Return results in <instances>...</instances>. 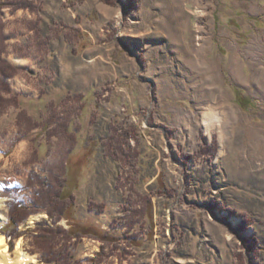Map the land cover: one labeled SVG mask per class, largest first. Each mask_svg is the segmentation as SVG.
<instances>
[{"label": "rangeland", "instance_id": "obj_1", "mask_svg": "<svg viewBox=\"0 0 264 264\" xmlns=\"http://www.w3.org/2000/svg\"><path fill=\"white\" fill-rule=\"evenodd\" d=\"M2 2L20 70L0 106V226L51 173L75 186L72 220L115 238L100 264H264V0ZM22 243L10 257L41 264Z\"/></svg>", "mask_w": 264, "mask_h": 264}, {"label": "trees", "instance_id": "obj_2", "mask_svg": "<svg viewBox=\"0 0 264 264\" xmlns=\"http://www.w3.org/2000/svg\"><path fill=\"white\" fill-rule=\"evenodd\" d=\"M18 4L23 7L30 6L27 2ZM4 6L5 4L0 0V10ZM2 33L0 30V106L6 103L4 93L8 94L11 90L7 79L16 75L20 70V66L10 64L1 57V52L3 51L2 46L4 45V34ZM240 95V91L236 89L234 95L235 101L244 109L248 108L249 101ZM10 98L12 99L13 97ZM12 100L13 102L16 101H14V98ZM128 134V131H121L118 137L123 139ZM70 136L73 139L72 135ZM123 153L126 154L125 152ZM34 176L36 177L37 174L31 172L26 184L27 187L32 186L35 188L31 200L24 202L12 198L6 203L8 207L5 216L6 220L1 223L0 235L6 237L9 250L13 248V243L18 238H22L23 242L25 240L27 241L25 245L22 243L24 250L30 255L37 254L36 258H38V262L41 264H100L103 262L107 255L102 254L104 253V246L109 245L115 238L110 235L109 231H102L97 227L80 225L72 220L73 213L71 206L73 201L71 199L70 189L75 186L68 183V178L58 179L51 173L48 179L37 176L35 178L36 182L33 183L30 178ZM13 191H16V188H5L2 190L3 194L8 196ZM141 210L139 209V212ZM39 211H45L48 218H40L34 222L32 227H26L25 229L19 228L20 225L26 224L27 217L39 213ZM60 219L68 222L67 228H64L58 223ZM125 222L126 228L123 235L127 236L125 234L129 233L132 238V244L137 243L138 239L134 236L135 233L130 232L136 223L132 225L131 222ZM87 236L101 242V246L99 247L100 251L91 257L75 259L76 254L71 245Z\"/></svg>", "mask_w": 264, "mask_h": 264}, {"label": "bare ground", "instance_id": "obj_3", "mask_svg": "<svg viewBox=\"0 0 264 264\" xmlns=\"http://www.w3.org/2000/svg\"><path fill=\"white\" fill-rule=\"evenodd\" d=\"M19 60V58H15ZM3 200L0 198V209L2 208ZM2 216L0 212V217ZM6 238L4 235H0V264H26L27 262V255L21 251L19 248L16 251L14 259L9 255V246L6 244ZM20 241H18L19 243ZM16 243V245L18 244ZM19 245H17L18 247Z\"/></svg>", "mask_w": 264, "mask_h": 264}]
</instances>
